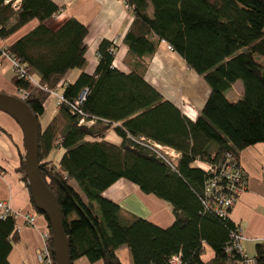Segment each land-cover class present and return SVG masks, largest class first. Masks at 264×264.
<instances>
[{
  "label": "trees",
  "instance_id": "obj_1",
  "mask_svg": "<svg viewBox=\"0 0 264 264\" xmlns=\"http://www.w3.org/2000/svg\"><path fill=\"white\" fill-rule=\"evenodd\" d=\"M3 1L0 43L39 83L15 79L17 88L29 91L23 100L39 122V170L58 200L70 264L82 256L122 264L117 254L122 245L132 264H171L173 254H181L184 264H243L240 254L226 249L239 225L217 213L206 185L214 179V189L225 187L221 171L228 155L239 160L244 148L264 142V0H124L133 15L124 36L131 70L114 66L117 45L103 39L94 73L82 71L64 86L65 101L45 128L39 118L49 90L58 88L69 70L85 64L88 30L75 16L57 28L49 26L46 20L61 10L53 0H20L18 8L14 1ZM33 19L32 28L13 37ZM160 41L209 87L195 119L145 79ZM237 80L242 94L231 100L226 93ZM83 91L80 112L73 113L71 103ZM111 129L120 143L106 139ZM150 141L179 156L164 160ZM57 147L62 149L58 160L46 159ZM19 171L26 180L24 154ZM120 178L169 202L174 221L162 227L134 214L125 217L121 205L103 195ZM18 237L14 215L0 217V264H10L8 255ZM48 245L55 264L51 237ZM207 246L214 255L203 260ZM254 259L264 264V241L256 243Z\"/></svg>",
  "mask_w": 264,
  "mask_h": 264
},
{
  "label": "crops",
  "instance_id": "obj_2",
  "mask_svg": "<svg viewBox=\"0 0 264 264\" xmlns=\"http://www.w3.org/2000/svg\"><path fill=\"white\" fill-rule=\"evenodd\" d=\"M53 1L61 7V10L46 20L49 26L57 28L68 17L75 16L86 25L88 30L85 38L87 45L85 64L65 74L63 81L56 88L58 93H62L64 86L73 82L80 72L94 73L98 63L97 49L103 39L114 41L117 45L114 66L125 72L131 70L132 57L124 42V36L133 15L129 9H126L124 0ZM36 23L37 19L31 20L13 37L21 35ZM145 79L191 119L199 115L210 91L205 81H201V77L187 67L184 59L177 52L169 49L167 43L163 41L158 43L156 51L149 57ZM235 84L239 85V92L233 87ZM17 90L12 68L9 62L3 61L0 65V91L15 95L18 93ZM230 90L241 96L242 82L237 80ZM57 112L56 97L49 96L44 103V112L39 118L41 128H45ZM121 140L118 135L115 143H120ZM259 143L248 146L240 152L239 162L247 173V185L229 211L230 219L240 226L244 234L242 247L250 257L255 255L256 243L264 241V144ZM59 149L53 148L46 159L58 160L62 153ZM23 154L25 148L20 125L8 113L0 110V201L9 203L13 211L26 213L36 210L33 223H27L22 215L15 217L19 237L8 255V260L10 264H39L37 252L42 243L41 231L46 228L48 221L34 207L27 180L19 171ZM103 195L119 203L125 217L134 214L162 227L174 221L169 202L154 194L143 192L136 183L126 178L115 181L104 190ZM117 254L122 264H132L129 249L125 245L117 249ZM213 255V250L207 246V253L202 259L206 260ZM73 264H103V262L101 260L90 262L82 256L75 259Z\"/></svg>",
  "mask_w": 264,
  "mask_h": 264
},
{
  "label": "built area",
  "instance_id": "obj_3",
  "mask_svg": "<svg viewBox=\"0 0 264 264\" xmlns=\"http://www.w3.org/2000/svg\"><path fill=\"white\" fill-rule=\"evenodd\" d=\"M10 1H14L13 5L15 8L19 7L20 0H4L3 3L7 4ZM126 6L131 12V7L127 3ZM167 47L171 49V46L169 44H167ZM3 61H7L11 64L15 79H25L28 80L32 85H39L38 80H36L34 78V75L29 72V69L27 68L26 64L19 61L16 56L11 53V51L6 45L0 43V64ZM17 91L19 97H21L22 99L27 97L29 94V91L24 88H18ZM49 96L56 97L58 105L65 101L63 94L58 93L57 89L49 90ZM85 96L86 94L82 93L78 97V99L71 103L73 113H75L76 111L80 112L78 106L85 99ZM80 123H85L89 125L90 123H92V121H84L83 119H81ZM148 145L159 156H161L164 160L168 162L170 159H174L179 156V153L174 149L162 146L156 142L150 141ZM207 168H209V166H207ZM221 173L226 179V186L216 190L214 189V186L216 185V180L212 179L209 184L206 185V191L209 197L211 196L217 201L215 206L217 213L222 217H227L229 216V210L234 205L239 195L247 185V173L243 166L240 164L239 160L235 159L233 156L230 155H228ZM18 212L13 211L9 203L5 201H0V217H4L8 214H12L14 215V217L22 215L27 223H33L35 221V211L26 213ZM49 237H51V230L50 227L46 225V228L42 231V243L37 252V260L39 264H54L51 251L48 245ZM231 238L232 242L226 246V249L228 251H236L238 254H240L241 263L255 264L254 257L248 256L243 250L242 240L244 239V234L239 226L235 228V231H233V233L231 234ZM170 263L184 264L181 254H173L170 258Z\"/></svg>",
  "mask_w": 264,
  "mask_h": 264
},
{
  "label": "water",
  "instance_id": "obj_4",
  "mask_svg": "<svg viewBox=\"0 0 264 264\" xmlns=\"http://www.w3.org/2000/svg\"><path fill=\"white\" fill-rule=\"evenodd\" d=\"M86 93V91H83ZM0 110L12 116L20 125L24 139V174L30 189L33 205L47 219L55 264H70L69 247L58 200L48 188L39 170V122L27 103L19 96L0 91ZM211 264H229L223 260Z\"/></svg>",
  "mask_w": 264,
  "mask_h": 264
},
{
  "label": "rangeland",
  "instance_id": "obj_5",
  "mask_svg": "<svg viewBox=\"0 0 264 264\" xmlns=\"http://www.w3.org/2000/svg\"><path fill=\"white\" fill-rule=\"evenodd\" d=\"M125 4H126V3H125ZM126 9H128L127 6H126ZM1 64H2V63H1ZM1 64H0V65H1ZM9 64H10V63H9ZM10 66H11V64H10ZM11 68H12V67H11ZM200 77H201V76H200ZM34 78L36 79L35 76H34ZM36 80H37V79H36ZM201 81H203L202 77H201ZM238 86H239V85H238ZM238 86L235 84L233 87L235 88L236 91L239 92L240 89H239ZM3 92H5V91H3ZM15 95L19 96L18 93L15 94ZM226 95H227L228 98L233 99V100H237V99L240 97L239 95H236L235 93H233V90H230V89L227 91ZM90 124H91V123H90ZM90 124H89V125H90ZM106 139L109 140V141H111V142H115V141L118 140V134H117L114 130L111 129V130L108 131V134H107ZM262 143L264 144V142H260L259 144H262ZM59 150H60V149H59ZM61 150H62V149H61ZM33 211L36 212V210H33ZM33 211H31V212H33ZM17 212H18V211H17ZM19 212H20V211H19ZM19 212H18V213H19ZM21 213H25V212H22V211H21ZM47 225H48V224H47ZM44 229H45V228H43L42 231H43ZM42 231H41V232H42ZM204 258H206V256H204Z\"/></svg>",
  "mask_w": 264,
  "mask_h": 264
}]
</instances>
